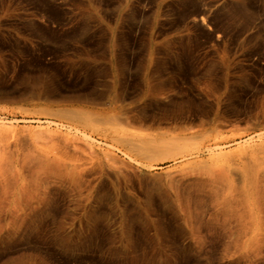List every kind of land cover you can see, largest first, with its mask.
Masks as SVG:
<instances>
[{
    "label": "rangeland",
    "instance_id": "obj_1",
    "mask_svg": "<svg viewBox=\"0 0 264 264\" xmlns=\"http://www.w3.org/2000/svg\"><path fill=\"white\" fill-rule=\"evenodd\" d=\"M10 200L0 264H264V0H0Z\"/></svg>",
    "mask_w": 264,
    "mask_h": 264
},
{
    "label": "bare ground",
    "instance_id": "obj_2",
    "mask_svg": "<svg viewBox=\"0 0 264 264\" xmlns=\"http://www.w3.org/2000/svg\"><path fill=\"white\" fill-rule=\"evenodd\" d=\"M15 201V200H13ZM12 200L8 201L10 204H8V207H12L13 210H9L10 219L5 223L2 224L0 223V235L4 233L7 229H13L14 231L19 230V227H21V219L23 214V209L20 208L19 201L17 200L16 202H13ZM232 202V198H223L222 202L220 205H222L223 208H226V210L230 209ZM187 214V211L185 212Z\"/></svg>",
    "mask_w": 264,
    "mask_h": 264
}]
</instances>
